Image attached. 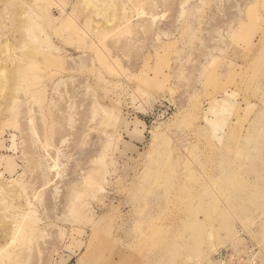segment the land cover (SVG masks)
I'll return each instance as SVG.
<instances>
[{
    "label": "rangeland",
    "instance_id": "rangeland-1",
    "mask_svg": "<svg viewBox=\"0 0 264 264\" xmlns=\"http://www.w3.org/2000/svg\"><path fill=\"white\" fill-rule=\"evenodd\" d=\"M264 264V0H0V264Z\"/></svg>",
    "mask_w": 264,
    "mask_h": 264
},
{
    "label": "built area",
    "instance_id": "built-area-1",
    "mask_svg": "<svg viewBox=\"0 0 264 264\" xmlns=\"http://www.w3.org/2000/svg\"><path fill=\"white\" fill-rule=\"evenodd\" d=\"M216 261L217 263H214V264H226V260L224 258H219Z\"/></svg>",
    "mask_w": 264,
    "mask_h": 264
}]
</instances>
